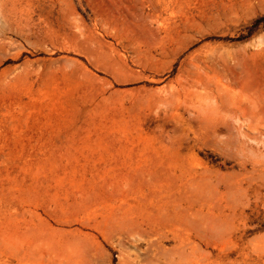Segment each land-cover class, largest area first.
I'll return each mask as SVG.
<instances>
[{
    "label": "rangeland",
    "instance_id": "rangeland-1",
    "mask_svg": "<svg viewBox=\"0 0 264 264\" xmlns=\"http://www.w3.org/2000/svg\"><path fill=\"white\" fill-rule=\"evenodd\" d=\"M10 1L0 264H264V0Z\"/></svg>",
    "mask_w": 264,
    "mask_h": 264
},
{
    "label": "bare ground",
    "instance_id": "bare-ground-1",
    "mask_svg": "<svg viewBox=\"0 0 264 264\" xmlns=\"http://www.w3.org/2000/svg\"><path fill=\"white\" fill-rule=\"evenodd\" d=\"M10 0H0V18L4 21H9L13 16V6Z\"/></svg>",
    "mask_w": 264,
    "mask_h": 264
}]
</instances>
